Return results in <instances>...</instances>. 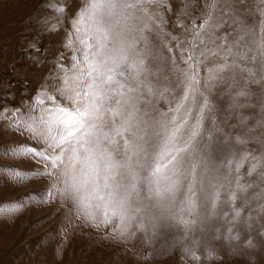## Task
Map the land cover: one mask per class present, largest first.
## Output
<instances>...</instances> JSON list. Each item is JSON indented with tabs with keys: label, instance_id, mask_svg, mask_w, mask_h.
<instances>
[{
	"label": "snow or ice",
	"instance_id": "obj_1",
	"mask_svg": "<svg viewBox=\"0 0 264 264\" xmlns=\"http://www.w3.org/2000/svg\"><path fill=\"white\" fill-rule=\"evenodd\" d=\"M195 4L182 0L169 28V0H86L68 33L72 65L10 122L31 143L4 155L30 159L37 167L24 174L52 181L45 200H70L120 239L178 226L198 262L195 233L216 218L230 240L257 224L264 236V0ZM253 8L260 19L249 23Z\"/></svg>",
	"mask_w": 264,
	"mask_h": 264
},
{
	"label": "rangeland",
	"instance_id": "obj_2",
	"mask_svg": "<svg viewBox=\"0 0 264 264\" xmlns=\"http://www.w3.org/2000/svg\"><path fill=\"white\" fill-rule=\"evenodd\" d=\"M169 2L173 11L166 15L171 28L182 0ZM50 3L65 11H55ZM84 3L86 0H0V111L6 114L0 119V208L19 205L0 212V264H264V236L256 231L259 224L250 234L241 231L240 240L233 241L228 238L227 223L214 219L213 230L195 233L202 242L197 252L200 260L193 261L183 252L188 241L181 240L184 233L178 226L162 227L151 241L141 233L120 239L112 235L114 224L97 227L70 200L56 193L45 200L52 181L25 175L37 167L30 159L4 155L17 143H31L10 127V122L27 113L40 89L51 92L72 65L73 51L66 43ZM247 4L252 5L253 0ZM201 5L202 0H196L195 7ZM259 19L253 8L248 22ZM218 104L226 108L229 97L220 96ZM160 107H164L163 101ZM242 111L257 115L255 109ZM232 122H236L235 117ZM14 171L22 175H12ZM248 238L253 240V247L246 245ZM206 248L211 249V257Z\"/></svg>",
	"mask_w": 264,
	"mask_h": 264
}]
</instances>
